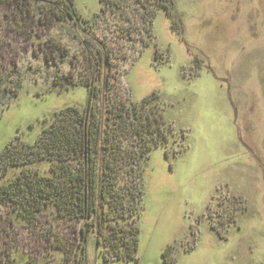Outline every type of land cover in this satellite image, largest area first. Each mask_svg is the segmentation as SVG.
Here are the masks:
<instances>
[{
    "label": "rangeland",
    "instance_id": "1",
    "mask_svg": "<svg viewBox=\"0 0 264 264\" xmlns=\"http://www.w3.org/2000/svg\"><path fill=\"white\" fill-rule=\"evenodd\" d=\"M172 3L169 15L131 1L102 14L100 0H73L70 19L63 5L40 18L49 0L28 15L0 0V154L87 103L103 139L112 105L153 93L167 132L121 178L142 192L136 262L115 261L90 221L47 210L29 225L1 206L0 264H164L167 248L174 264H264V0Z\"/></svg>",
    "mask_w": 264,
    "mask_h": 264
},
{
    "label": "trees",
    "instance_id": "2",
    "mask_svg": "<svg viewBox=\"0 0 264 264\" xmlns=\"http://www.w3.org/2000/svg\"><path fill=\"white\" fill-rule=\"evenodd\" d=\"M7 1L24 15L30 14L31 8L26 3L32 0ZM125 1L160 7L167 15L173 10L172 0H100L101 13L119 9ZM49 3L55 8L40 7V18L55 17L60 5L66 10L65 17L77 16L73 0H49ZM160 105L156 93L139 104L115 103L107 112L103 139L98 112L88 103L84 111L67 108L55 114L33 145L12 142L0 154V179L10 171H19L13 181L0 186V207H10L29 225L38 222L47 210L58 218L90 221L87 227L106 232L104 246L113 252L115 261L136 262L137 220L141 211L134 207L140 203L142 192L140 187L128 190L120 184L128 165L144 159L152 149L164 146L167 132ZM127 141L136 144L135 152L123 147ZM41 164L49 165L48 177L38 169ZM81 233L83 244L87 231ZM162 259L164 264H174L170 260V248L164 251Z\"/></svg>",
    "mask_w": 264,
    "mask_h": 264
}]
</instances>
